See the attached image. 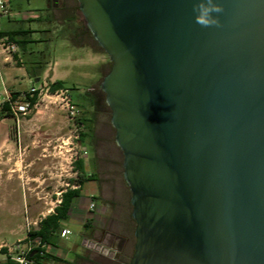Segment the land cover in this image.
<instances>
[{
  "label": "water",
  "instance_id": "1",
  "mask_svg": "<svg viewBox=\"0 0 264 264\" xmlns=\"http://www.w3.org/2000/svg\"><path fill=\"white\" fill-rule=\"evenodd\" d=\"M136 222L130 264H264V0H77ZM126 238L82 245L118 260ZM35 253L31 254L34 256Z\"/></svg>",
  "mask_w": 264,
  "mask_h": 264
},
{
  "label": "rangeland",
  "instance_id": "2",
  "mask_svg": "<svg viewBox=\"0 0 264 264\" xmlns=\"http://www.w3.org/2000/svg\"><path fill=\"white\" fill-rule=\"evenodd\" d=\"M12 6L14 12L33 13V17L20 22L5 19L1 29L21 25L33 31L34 42L28 45L25 55L20 51L18 55L24 67L27 60L30 67L34 68L36 63L45 66L41 81L32 79L31 87L28 78H23L25 80L21 82L25 89L19 95L26 94L32 87L41 88L45 82L49 87L57 80L64 81L75 115L63 107V96L50 98L49 95L54 93L49 91L47 96L44 92L41 94L37 107L26 116L19 114L18 119L8 121L10 139L0 148V245L11 244L25 236L27 214L35 221L41 213L47 214L57 204L63 190L78 187L75 162L80 155L79 147H88L89 136L83 145L78 137L82 132L89 135L93 132L98 156L94 163L86 157L82 159L87 175L93 176L83 191L97 198L94 199L97 206L94 223L99 228L93 229L91 234L79 230L74 221L82 218L80 212L88 200L77 201L72 209L73 221L63 222L64 226L74 229V235L59 247L60 260L65 257V250L75 257L69 256L61 264H130L136 241L132 194L124 179V155L115 141L111 110L100 93L103 79L111 68L110 58L90 35L78 31L79 34L74 36L73 30L67 29L69 19L77 25L85 24L76 0H13ZM5 69L0 50V110L7 89L5 73L11 71L21 80L26 76L25 70L17 67ZM90 96L96 100L102 97L99 106H92ZM80 118L94 120L90 123L91 132L79 124ZM106 230L127 240L125 253L118 260L81 244L83 238L101 242ZM77 238L79 241L74 243ZM5 260L0 254V262Z\"/></svg>",
  "mask_w": 264,
  "mask_h": 264
},
{
  "label": "built area",
  "instance_id": "3",
  "mask_svg": "<svg viewBox=\"0 0 264 264\" xmlns=\"http://www.w3.org/2000/svg\"><path fill=\"white\" fill-rule=\"evenodd\" d=\"M33 13L30 14H20L12 10L11 0H0V25L3 20L7 19L12 22H20L24 20L31 19ZM3 29L0 27V50L3 53V62L16 64L22 62L20 56L18 55L19 47L16 43L11 42L7 36L2 37L1 32ZM18 58H16V56ZM0 78L1 72H0ZM50 86L45 82L44 86L41 88L32 87L26 94H20L16 100H13L11 93L5 91L4 102L10 105V109L14 118L18 119V115L26 116L33 108L37 107V102L41 94L44 92L45 96L48 95L50 91ZM68 91L66 89H61L56 91L54 94H50V98H55L58 96H63V107L73 116L75 115V107L71 103V99L68 97ZM36 98L35 103L32 105L31 100ZM80 155L76 158V161L84 159L86 157V147H79ZM61 195V193H60ZM57 204L50 208L47 214L41 213L38 218L33 221L29 217L25 218L26 221V231L25 236L21 239L16 240L11 244L0 245V251L4 252L3 255L5 259H10L16 264H37L35 259L32 258L31 254L38 255L41 259L46 261L44 264H55L51 257H62L59 247L52 246L47 243H43L40 237L33 238L31 232L38 230L41 223L46 219L47 215H51L55 212V209L61 205L62 197L57 199ZM96 208V203L94 199L90 200L89 210L94 211ZM70 229H63L60 233L62 238H67L71 235Z\"/></svg>",
  "mask_w": 264,
  "mask_h": 264
},
{
  "label": "trees",
  "instance_id": "4",
  "mask_svg": "<svg viewBox=\"0 0 264 264\" xmlns=\"http://www.w3.org/2000/svg\"><path fill=\"white\" fill-rule=\"evenodd\" d=\"M11 5H13V0H11ZM67 29L68 30L72 29L73 32H71V33H72V35L74 34V36H75V34L76 35L79 34L78 31H80L81 34H83V35L88 34L93 38L92 34L90 33V31L86 27V23L83 25H77V23H75L74 20L69 19V23H67ZM32 33H33V31H31L29 29H25L21 25H18V26L16 25V26H13L11 28H4L3 31L1 32V36L2 37L7 36L11 42L16 43L19 47V51L23 55H25L28 51V45L31 42H34L32 40ZM93 40L95 41L98 48H100L104 53H106L98 45V43L96 42V40L94 38H93ZM15 56H16V58H18L17 55H15ZM17 64L19 66L23 65L22 62H19ZM111 66H112V63H111ZM25 69H26L28 76L31 79H33L34 82H37L38 79L41 81V75H42L43 71L45 70V66L40 64V63H36L34 68L30 67L28 64V60H27L26 65H25ZM49 89H50L51 93H55L58 90L66 89V83L64 81L57 80L50 85ZM100 93H101L102 97H104L105 105L109 108V106L106 102V95L101 88H100ZM18 95H19V93H11L13 100H16L18 98ZM102 97L100 96L97 98L96 102L98 103V105L101 102ZM35 100H36V98L31 100L32 105L35 103ZM91 103L93 106L94 102L91 101ZM0 115L3 117H7V118L13 116L11 109H10V105L7 102L2 103ZM78 121H79L80 125L86 126L87 131L91 132L93 130L91 125H90V123L92 122L91 119L80 118ZM88 136H89V134L87 132L80 133L79 137H78L79 143L81 145H83L86 142V138ZM75 168H76V171L78 172V176H79L78 180L76 181V183L78 184V187L77 188H71L68 190L67 193L63 194L62 204L55 209V212L53 214L47 216L46 219L43 220V222L41 223V226L38 230L31 232V236L33 238L40 237L43 243H47V244H50L52 246L58 247V245H59L58 240L60 238V232H61V229L63 226V222L68 221L70 219L69 211H70V208H71L74 200L81 196V193L83 191L85 184L87 182L93 180L91 178V177H93L92 175L91 176L87 175V172L85 171L84 162L82 159L75 162ZM95 199H97V198H95ZM132 219L134 220L133 217H132ZM134 222H135V220H134ZM90 224H91V221H88L86 224V228H88ZM134 232H135V230H134ZM3 253L4 252L0 251V254H3ZM76 257L78 259L81 258L80 255H77ZM32 258L35 259L37 264H44V263H46L47 260L49 261V257H47V259L45 261L44 259H41L38 255H34V256H32ZM51 258L54 260L55 263L61 261L60 258H58V257H51ZM0 264H16V263L11 261L10 259H7L5 261L0 262Z\"/></svg>",
  "mask_w": 264,
  "mask_h": 264
},
{
  "label": "crops",
  "instance_id": "5",
  "mask_svg": "<svg viewBox=\"0 0 264 264\" xmlns=\"http://www.w3.org/2000/svg\"><path fill=\"white\" fill-rule=\"evenodd\" d=\"M4 63V67L6 66V69H8L9 70V68H12V67H17V68H19V69H22V70H25V74H26V76H22V80L18 77V76H16L13 72L11 73V71H9V72H6L5 73V75H6V86H7V89H5V91L7 90V91H9L10 93H23L22 91H24L23 89H25V88H23V83L21 82V81H23V80H25V79H23V78H28V81H29V87H31V84H32V82H31V78L28 76V74H27V72H26V69H25V67L22 65V66H19L18 64V66H14V63H6V62H3ZM5 69V70H6ZM2 70V69H1ZM21 88V89H20ZM2 103V102H1ZM1 111V110H0ZM13 118H11V117H9V118H7V117H3L2 119H1V115H0V148H2V147H4V146H6L7 145V143H8V141H9V139H10V129H11V127H10V123L8 122L9 120H12ZM86 185H87V183L85 184V186H84V188L83 189H85L86 188ZM77 188V187H76ZM85 200V202H86V200H88V202H89V204H90V200L91 199H95V197L93 196V195H91V196H89V193H86V192H84V191H82V193H81V196L80 197H78V198H76L75 200H74V202H73V204H72V206H71V208H70V211H69V216H70V219L69 220H71V221H73V218H72V209H73V206H74V204L77 202V201H81V200ZM88 202H87V204L82 208L83 209V211H81L80 212V217L82 216V218L81 219H79V220H77V221H74L76 224H78V228H80L79 230H81V231H84V230H86L89 234H91L92 232V230L93 229H97V228H99V226H97V224H95L94 223V220H95V217L97 216V214H96V208H95V210L94 211H90L89 210V204H88ZM97 207V206H96ZM88 221H91V224L89 225V227L88 228H86V224H87V222ZM101 228H103V227H101ZM63 229H70L71 230V232H72V234L71 235H69L67 238H62L61 236H60V238H59V240H58V243H59V245H58V247H60V244H62V243H64L66 240H68V238L70 237V236H73L74 235V229L71 227V226H62V229H61V231L63 230ZM104 229H105V227H104ZM81 231H80V233H81ZM61 233V232H60ZM84 239V238H83ZM83 239H82V241H83ZM90 239V238H89ZM90 240H93V239H90ZM76 241H79L78 240V238L76 239V240H74V243L76 242ZM73 243V242H72ZM82 244V243H81ZM60 249V248H59ZM74 256L75 257V255L74 254H72L71 253V251H66L65 250V257H63V260H61V261H64V262H66V260L69 258V256L71 257V256ZM61 261H59V262H56L55 264H61ZM63 262V263H64Z\"/></svg>",
  "mask_w": 264,
  "mask_h": 264
},
{
  "label": "clouds",
  "instance_id": "6",
  "mask_svg": "<svg viewBox=\"0 0 264 264\" xmlns=\"http://www.w3.org/2000/svg\"><path fill=\"white\" fill-rule=\"evenodd\" d=\"M192 10L195 13V22L201 27L220 26L218 17L213 13H222L223 7L214 0H194Z\"/></svg>",
  "mask_w": 264,
  "mask_h": 264
},
{
  "label": "flooded vegetation",
  "instance_id": "7",
  "mask_svg": "<svg viewBox=\"0 0 264 264\" xmlns=\"http://www.w3.org/2000/svg\"><path fill=\"white\" fill-rule=\"evenodd\" d=\"M55 1V0H54ZM90 101L94 102L93 103V107H97L99 106L98 103L96 102V99L95 97L93 96H90ZM11 118H14L13 116ZM92 120V119H91ZM94 123V120L92 121ZM93 132H91V134L89 135V138H88V147H86V158H88L90 161H92V163L96 162V158L98 156V147H97V140H96V134H92ZM71 189V188H70ZM69 189L67 190H63L61 192V195L63 196L64 193H67ZM62 204V203H61ZM27 214V213H26ZM27 217H29V215L27 214ZM106 233H109V234H112L114 235V233L112 231H108L106 230L104 232V235ZM103 235V237H104ZM127 244V242H126ZM125 244V246H126ZM125 246L121 252V256L125 253Z\"/></svg>",
  "mask_w": 264,
  "mask_h": 264
}]
</instances>
